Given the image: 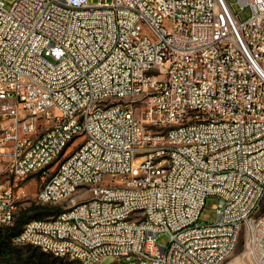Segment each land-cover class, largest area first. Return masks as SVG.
Here are the masks:
<instances>
[{"label":"built area","instance_id":"obj_1","mask_svg":"<svg viewBox=\"0 0 264 264\" xmlns=\"http://www.w3.org/2000/svg\"><path fill=\"white\" fill-rule=\"evenodd\" d=\"M236 2L247 18L228 0H0V226L28 180L39 204L106 198L14 244L86 264H212L245 227L246 257L264 264V0ZM210 196L211 226L195 229Z\"/></svg>","mask_w":264,"mask_h":264},{"label":"rangeland","instance_id":"obj_2","mask_svg":"<svg viewBox=\"0 0 264 264\" xmlns=\"http://www.w3.org/2000/svg\"><path fill=\"white\" fill-rule=\"evenodd\" d=\"M6 8H9L13 0H1ZM98 0H91L92 3ZM110 2L111 0H105ZM234 11L239 14L243 20L249 14L248 8H240L236 0H228ZM144 31L148 33L147 29ZM264 69V67H263ZM26 196L20 202V198H16V217L13 226H0V264H80L77 261L70 260L64 257H57L51 253L43 252L36 246L32 245H17L12 242V235L17 233L23 222L33 219H46L55 216L61 209L60 204H39L36 203L33 195L35 194L38 185L35 180L25 181ZM216 203L215 197H208L203 205L199 222H211L215 217V209L213 205ZM264 209V200L260 207V211ZM246 229L242 228L238 237V243L233 253L221 264H253L250 259L243 256L245 245ZM168 240V235L165 232L158 234L157 243L165 245ZM99 264H132L130 260L121 258L115 260L111 256H107L100 261Z\"/></svg>","mask_w":264,"mask_h":264},{"label":"bare ground","instance_id":"obj_3","mask_svg":"<svg viewBox=\"0 0 264 264\" xmlns=\"http://www.w3.org/2000/svg\"><path fill=\"white\" fill-rule=\"evenodd\" d=\"M263 69V68H262ZM264 73V69H263ZM123 110H131V102H123ZM175 187L183 188V191H190V183H186V180H175ZM147 190V183H138V191ZM16 198H13V204L11 209L7 211V221H4V226H10L14 223L16 217ZM64 196L54 197V204L63 205ZM93 205H106V198L99 196L85 197L83 200H76L75 202H69L67 205L62 206V209L53 217L46 218V220H53V223H62L67 217L80 212L83 208H87ZM203 205H195V212H201ZM140 211H148V204H135L129 208V215H140ZM152 217H160V209H152ZM42 221L39 218L29 219L23 222L21 228L17 233L12 236V241H20L21 236L33 223ZM85 222L90 226L101 225V218H98L95 214H85ZM114 222H124V215H114ZM211 226V222H199L198 220H192V227L198 230H208ZM241 230H236V237H239ZM57 241L59 243H66V236L64 233H57ZM17 245H26V242H16ZM37 247V246H36ZM43 252L51 253L54 255V248L49 246L38 247ZM246 250L243 251V256L246 255ZM233 253V248L225 249V257H229ZM118 260V258H114ZM73 260L80 264H86V258L81 254H73ZM224 261V255H217L212 260V264H221Z\"/></svg>","mask_w":264,"mask_h":264},{"label":"trees","instance_id":"obj_4","mask_svg":"<svg viewBox=\"0 0 264 264\" xmlns=\"http://www.w3.org/2000/svg\"><path fill=\"white\" fill-rule=\"evenodd\" d=\"M14 222H15V221H14ZM13 224H14V223H13ZM10 226H13V225H10ZM10 226H6V227H10ZM18 231H19V230H18ZM18 231H17V232H18ZM14 234H15V233H14ZM14 234H13V235H14ZM13 235H12V236H13Z\"/></svg>","mask_w":264,"mask_h":264}]
</instances>
